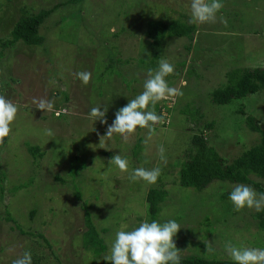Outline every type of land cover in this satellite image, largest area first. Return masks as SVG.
Segmentation results:
<instances>
[{
  "label": "rangeland",
  "instance_id": "rangeland-1",
  "mask_svg": "<svg viewBox=\"0 0 264 264\" xmlns=\"http://www.w3.org/2000/svg\"><path fill=\"white\" fill-rule=\"evenodd\" d=\"M220 2L217 21L195 24L186 50L183 38L167 36L154 47L142 33L149 20L189 21L191 0H0V95L20 106L0 145V264H12L25 251L33 264H106L121 225L131 231L148 220L144 196L151 188L166 192L155 221L175 220L181 227L174 238L180 258L233 261L228 243L264 248V232L252 219L255 209L237 212L229 199L235 184L212 181L199 191L178 184L192 134H201L229 163L258 140L244 126V115L264 124V89L227 105L209 101L229 70L264 69V0ZM54 6L38 27L40 45L3 44L19 17ZM159 58L174 65L166 80L183 95L155 105L163 123L155 125L151 139L148 129L138 127L127 141L114 134L100 148L99 136L115 113L142 93ZM81 71L92 74L87 85L74 75ZM33 98L53 100V111L35 108ZM96 106L107 107V124L89 118ZM184 111H196L195 121ZM29 147L40 156L31 157ZM116 154L129 161V171L160 167L161 176L154 185L133 182L109 165ZM69 169H76L73 176ZM250 179L264 190V182ZM83 202L106 247L98 257L81 246ZM206 242L212 251H206Z\"/></svg>",
  "mask_w": 264,
  "mask_h": 264
},
{
  "label": "clouds",
  "instance_id": "clouds-1",
  "mask_svg": "<svg viewBox=\"0 0 264 264\" xmlns=\"http://www.w3.org/2000/svg\"><path fill=\"white\" fill-rule=\"evenodd\" d=\"M224 7L220 0H191L192 24L215 23L217 13ZM221 23L227 21L223 16L219 17ZM174 72V65L167 59L159 58L158 69L154 72L149 69L144 82V90L128 104L115 113V119L107 127L105 135L99 136V146L103 148L105 141L111 139L114 134L120 135L125 141L132 136L137 128L148 129V139L155 132V125L163 123V117L155 112V105L165 99L182 96L183 92L177 87H170L166 77ZM75 77L84 85H87L92 74L87 71L76 72ZM35 108L42 112H51L54 109V101L46 98H33ZM152 110H147L149 105ZM92 107L88 116L94 121L99 120L107 124L105 119L107 107ZM20 106L12 100L0 95V145L4 144L5 138L12 132V124L17 118ZM57 115L59 113L57 112ZM47 136H53L51 129H45ZM90 147H92L90 145ZM160 159L165 160V149L161 145L158 149ZM109 165L116 166L121 172L129 174L133 182L142 180L149 185H154L161 176L160 167L145 169L143 167L129 171V161L120 154L113 155L108 161ZM229 199L234 210L239 212L245 208L255 209L260 212L264 210V193H257L246 184H235L229 193ZM128 226L122 224L120 230L115 234L111 244L110 253L105 256L109 264H180L182 251L178 250L174 238L181 227L175 220H168L163 224L158 221L144 220L138 227L128 231ZM206 251H212V244L205 243ZM228 256L236 264H264V248L236 247L231 243L225 245ZM12 264H33L31 252L25 251L17 256Z\"/></svg>",
  "mask_w": 264,
  "mask_h": 264
},
{
  "label": "trees",
  "instance_id": "trees-1",
  "mask_svg": "<svg viewBox=\"0 0 264 264\" xmlns=\"http://www.w3.org/2000/svg\"><path fill=\"white\" fill-rule=\"evenodd\" d=\"M55 7L40 10L30 16L19 17L9 31L8 39L3 41V44L12 46L16 42H21L26 46L40 45L42 39L37 33L38 27ZM195 32V24L190 23L188 20H170L168 22L149 20L145 23L142 35L154 47L158 46L159 42L167 36L183 38L187 42L185 49L189 50ZM263 89L264 69H232L225 74V84L209 93V101L215 106L227 105L233 100L243 99ZM238 112L243 114L240 110ZM185 113L188 114L189 120L195 121L196 111H186ZM243 124L249 132L258 136L257 143L241 152L229 163L224 162L207 145L201 134H192L188 140L186 159L179 166V186L199 191L212 181H221L230 184H246L257 193H264L262 185L250 179L252 177L264 182V124H260L250 115H244ZM204 127L210 128L211 124L204 125ZM138 141H136L135 146L139 145ZM27 151L33 158L40 156L33 147L27 148ZM75 171L76 169H69V174L73 176ZM73 194L75 199L80 201V193L74 191ZM165 197L166 192L162 189L151 188L146 191L144 202L149 222L156 219L160 204L165 200ZM81 210L84 227L80 235L82 249L88 250L94 257H98L105 251L106 247L91 222L88 207L84 202L81 203ZM252 219L256 221L258 230L264 232V210L256 211L252 215ZM6 220H9V218H6ZM106 264H109V262H106ZM180 264H236V262L208 260L204 257L190 256L180 258Z\"/></svg>",
  "mask_w": 264,
  "mask_h": 264
}]
</instances>
